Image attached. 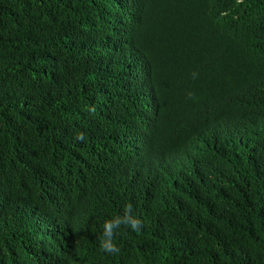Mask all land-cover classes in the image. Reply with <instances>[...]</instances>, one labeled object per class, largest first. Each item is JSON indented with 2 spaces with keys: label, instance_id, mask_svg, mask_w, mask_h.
I'll list each match as a JSON object with an SVG mask.
<instances>
[{
  "label": "trees",
  "instance_id": "1",
  "mask_svg": "<svg viewBox=\"0 0 264 264\" xmlns=\"http://www.w3.org/2000/svg\"><path fill=\"white\" fill-rule=\"evenodd\" d=\"M0 264H264V0H0Z\"/></svg>",
  "mask_w": 264,
  "mask_h": 264
},
{
  "label": "clouds",
  "instance_id": "2",
  "mask_svg": "<svg viewBox=\"0 0 264 264\" xmlns=\"http://www.w3.org/2000/svg\"><path fill=\"white\" fill-rule=\"evenodd\" d=\"M123 222L125 224H129L132 228V230H137L139 227V220L132 219V218H125L123 221H121L120 218H116L110 222H105L103 225L104 227V236L107 238L105 241L101 242V248L109 253L116 252L118 249L110 243L111 237L113 235V229L119 227L120 223ZM58 233V234H57ZM56 234H53L52 232L48 233L47 242L51 244L57 243L59 240V231Z\"/></svg>",
  "mask_w": 264,
  "mask_h": 264
}]
</instances>
